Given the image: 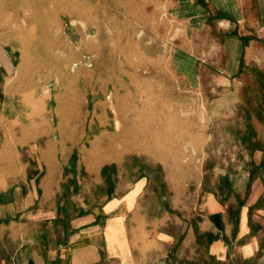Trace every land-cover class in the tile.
<instances>
[{"label":"crops","instance_id":"1","mask_svg":"<svg viewBox=\"0 0 264 264\" xmlns=\"http://www.w3.org/2000/svg\"><path fill=\"white\" fill-rule=\"evenodd\" d=\"M178 5L201 30L215 26L225 37L226 62L204 75L233 88L248 70L264 73V0ZM21 64L0 41V264H264L262 126L258 150L239 161L244 173H224L217 187L204 165L188 183L150 160L145 171L122 161L116 175L103 166L82 178L76 143L62 137L52 111L33 108L37 91L33 98ZM126 166L133 170L124 177Z\"/></svg>","mask_w":264,"mask_h":264},{"label":"rangeland","instance_id":"2","mask_svg":"<svg viewBox=\"0 0 264 264\" xmlns=\"http://www.w3.org/2000/svg\"><path fill=\"white\" fill-rule=\"evenodd\" d=\"M60 1L86 16L61 17ZM178 4L0 0V41L21 59L33 98L37 91L33 108L52 111L76 143V175L93 179L105 166L113 176L122 161L145 171L148 160L188 183L204 165L211 187L224 173H244L239 161L264 129V73L246 71L239 87L218 84L208 71L226 62L225 37L185 19Z\"/></svg>","mask_w":264,"mask_h":264},{"label":"bare ground","instance_id":"3","mask_svg":"<svg viewBox=\"0 0 264 264\" xmlns=\"http://www.w3.org/2000/svg\"><path fill=\"white\" fill-rule=\"evenodd\" d=\"M58 8H59L60 16L61 17H66L67 19L70 18L71 20H73L75 14H78L80 17H85L86 16V12L83 9L80 8V12H79L76 7H74L73 5H71L69 3L66 4V2H63V1H60L58 3Z\"/></svg>","mask_w":264,"mask_h":264}]
</instances>
